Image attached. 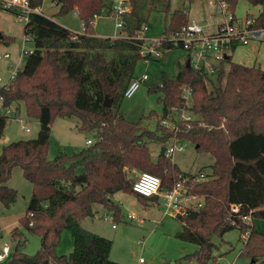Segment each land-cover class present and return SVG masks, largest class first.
<instances>
[{"label":"trees","instance_id":"1","mask_svg":"<svg viewBox=\"0 0 264 264\" xmlns=\"http://www.w3.org/2000/svg\"><path fill=\"white\" fill-rule=\"evenodd\" d=\"M49 1L59 6V16L76 10L84 32L75 33L47 15L32 12L24 32L34 49L26 54L13 83L1 88L4 106L22 102L27 116L40 123L37 137L13 141L0 153V202L9 206L17 199L18 191L8 185L16 166L33 186L27 212L19 223L41 236V249L32 256L34 264H121L111 258L112 240L84 228L81 221L94 215L95 204L113 210L114 218L120 217L121 208L112 197L118 191L136 194L128 167L158 175L162 190L171 189L180 176H191L166 154H160L157 161L152 159L147 141L165 143L175 136L192 141L198 151L215 159L207 180L186 183L190 192L204 197L200 208L179 216L184 229L177 236L199 246L189 257L198 264H218L213 238L234 228L241 233L249 229L240 255L264 264V233L256 226L257 218L264 220V69L234 62L230 56L212 77L188 66L186 59L174 77L163 74L154 90L163 92L159 99L163 116L174 109H187L194 117H173L177 131L164 126L162 118L153 131L143 127L142 119L131 122L113 107L144 59L140 55L142 40L96 36L94 16L107 12L112 0ZM224 1L235 14L239 0ZM246 1L262 7L255 24L264 26V0ZM29 2L37 10L45 0ZM160 2L169 12L170 0H130L126 34L133 37L150 27L149 14ZM2 9L19 14L0 2ZM189 22L188 12L176 9L164 32ZM1 38L13 40L5 34ZM183 86L192 90L189 107L182 99ZM107 96L112 100L109 107L104 104ZM58 117H77L81 130H97L99 138L77 153L61 152L49 158L52 125ZM6 124L7 115L0 112V137ZM136 196L144 203L158 199ZM232 204L241 205L240 214L252 216L251 225L231 212ZM66 229L74 237V249L60 255L56 248ZM13 231L18 242L12 261L28 264L22 260L28 254L21 251L25 236L20 227Z\"/></svg>","mask_w":264,"mask_h":264},{"label":"rangeland","instance_id":"2","mask_svg":"<svg viewBox=\"0 0 264 264\" xmlns=\"http://www.w3.org/2000/svg\"><path fill=\"white\" fill-rule=\"evenodd\" d=\"M42 7L44 14L66 28L74 32H84L82 21L76 15V10L59 16L57 15L59 6L49 0H46ZM259 7L261 6H253L246 0H239L235 14L240 20H244L249 14H257ZM176 9L189 11L191 20H208L209 22L213 19L210 17L211 12L219 11L217 3L212 0H195L193 2L170 0L169 12L160 2L149 14L150 30L148 34L152 37L161 35L166 21L171 18L172 12ZM95 23L97 35L105 37L115 35V21L105 11L100 14ZM24 26V19L20 20L17 14L9 10H0V77L2 80L3 78L6 80L10 75V62L18 64L20 69L23 68L27 58L25 52L34 49L33 41L28 38L29 36L26 37ZM2 34L13 37V40L11 42L2 41ZM187 54L186 49L174 47L165 51L160 58L139 61L135 76L147 73L150 78L141 83L132 97H126L123 94L113 107L127 120L137 122L142 119L143 127L153 131L157 130L159 120L166 116H163L164 107L159 101L163 92L159 89L154 90V87L162 81L163 74L174 77L179 66L186 62ZM230 54L235 62L249 66L257 64L264 69V41H252L247 45L239 44L234 51L231 50ZM14 103L10 107L13 110L7 115V125L0 137V153L5 145L13 141L37 137L40 130L39 120L27 116L24 104L18 102L15 105ZM189 105L191 104L189 103ZM169 114L172 118L180 120H184V117L190 115L194 117V114L187 109L180 111L174 109ZM26 126L30 128L29 132L24 129ZM52 126L48 152L51 159L61 152L77 153L88 145L87 138L96 141L98 137L97 130L91 132L81 130L77 117H58ZM172 140L171 138L165 143L154 140L147 141L153 161H157L159 158L162 147L174 144ZM183 142H185L184 148L171 155L172 161L182 171L193 174L201 172L210 174L214 157L210 153L198 151L196 145L190 140L180 139L175 143L180 145ZM133 169L135 171H132ZM127 170L132 182L136 172L141 171L137 167H128ZM8 185L18 191V196L16 201L9 206H4L0 202V229L2 231L0 244L3 245L4 242H7L11 245L13 257L18 239L12 232L16 227H20V231L26 239L21 251L33 256L41 249V236L28 232L19 223V220L27 212L32 195V183L24 177L22 168L16 166ZM112 199L121 208L119 218H114L113 210L96 204L94 205V215L81 221L88 229L99 232L102 236L113 241L112 260L121 264H137L139 258L143 257L145 264H198L196 259L190 258L189 255L197 251L199 246L177 236L178 232L183 231L184 224L180 219L164 214V205L161 199H157L156 202L148 200L144 203L139 200L136 194L124 191H118ZM129 213H134L136 216L129 217ZM106 214L110 216L108 219L105 218ZM256 224L264 233V220L257 218ZM240 235L241 231L234 228L224 233L223 237L215 236L213 238L216 245L213 254L217 257L218 264H255L252 259L240 255L244 245ZM73 245L74 237L71 231L66 229L61 234L56 251L58 254H69L73 250ZM9 264L15 263L10 261Z\"/></svg>","mask_w":264,"mask_h":264},{"label":"built area","instance_id":"3","mask_svg":"<svg viewBox=\"0 0 264 264\" xmlns=\"http://www.w3.org/2000/svg\"><path fill=\"white\" fill-rule=\"evenodd\" d=\"M220 12L223 15V22L214 31H208L204 24L190 21L186 25L181 26L171 33H163L159 36L152 37L146 33H140L136 36L130 37L125 32L126 17L131 10L130 0H112L110 9L107 10V15L115 21V35L112 38H135L142 40L143 43L140 48V55L144 60L152 58H160L165 51L174 47H181L188 51L187 59L190 61V66L201 72L215 77L220 70L221 62L226 59V55L234 45H247L252 41H264V26H257L255 17H247L244 20H239L237 16L228 8L226 1L216 0ZM5 8L13 9L19 14V19H24L25 23L29 20V15L32 12L43 13L40 9H33L30 6L29 0H0ZM76 15L78 12L76 11ZM100 14L94 16V20ZM30 39V37H28ZM32 51V50H30ZM29 51H26L27 54ZM10 75L5 83L0 77V112L9 113V107L3 105L4 97L1 94V88L8 87L13 83L19 71V65L13 62L9 63ZM149 75L144 73L142 76H134L127 85L124 95L132 97L140 87L141 83L149 79ZM192 90L186 86L182 87V99L185 106L189 107L191 104ZM185 110V109H182ZM184 117V120L190 119ZM179 120V119H178ZM166 127H172L176 131L178 127L172 122L170 114L161 120ZM26 131H30L29 127H24ZM99 137H97L98 139ZM96 139V140H97ZM174 144L166 148V155L171 156L177 150H181L185 146V142L176 144L178 138H172ZM95 140L88 139L87 144L92 145ZM132 171H135L134 169ZM135 179L132 183V188L136 194L145 197H153L159 195L162 197V203L165 207V213L171 216L185 215L190 209H198L203 202L198 200L199 196L190 192L187 189L186 183L190 180L200 182L207 180L210 176L205 172L199 174H192L191 176L183 177L174 184L171 189L162 190L161 178L148 171H139L135 174ZM240 204H232L231 212L237 213L241 219L248 225L252 224V216L250 214H240ZM129 217L134 218V213H129ZM109 218V216H106ZM115 227V224H113ZM1 234V229H0ZM250 234L247 229L241 233V238L245 241ZM12 247L8 243L0 247V264H9L12 261ZM137 264H145V259L140 257Z\"/></svg>","mask_w":264,"mask_h":264},{"label":"crops","instance_id":"4","mask_svg":"<svg viewBox=\"0 0 264 264\" xmlns=\"http://www.w3.org/2000/svg\"><path fill=\"white\" fill-rule=\"evenodd\" d=\"M46 1V0H45ZM202 1H205V0H202ZM212 1H214L215 3H217V1L216 0H212ZM211 2V1H210ZM55 4V3H54ZM217 5H218V3H217ZM218 7H219V5H218ZM261 10H262V7H259V12L257 13V14H249V16H247V17H256V16H258V14L261 12ZM41 11L43 12L42 14H44V10H43V7L41 8ZM187 11V10H186ZM188 12V14H189V16H190V12L189 11H187ZM106 13V12H105ZM216 14H218V15H216ZM44 15H46V14H44ZM48 16V15H47ZM109 16V15H108ZM98 17H100V15L98 16ZM98 17H96V19L98 18ZM211 18H213L210 22L208 21V20H200V21H198V20H191V18H190V21H193V22H198V23H201V24H204L205 26H206V28H207V30L208 31H214V30H216L217 29V27L223 22V15H222V13L220 12V8H219V11H217L216 13H214L213 11L211 12V16H210ZM246 17V18H247ZM238 18V17H237ZM96 19L94 20V26H95V28H96ZM239 19V18H238ZM240 20V19H239ZM241 21V20H240ZM83 24V23H82ZM213 26H215V27H213ZM65 27V26H64ZM149 30H150V27H148V28H146L144 31H143V33H146V34H148L149 33ZM164 30H165V26H164V28H163V32H162V34L163 33H165L164 32ZM73 31V30H72ZM75 32H78V33H82L83 31H75ZM149 35V34H148ZM96 36H98V37H104L105 38V36H102V35H97L96 34ZM27 37V36H26ZM112 37H114V35L112 36ZM236 47H237V45H236ZM33 50V49H32ZM232 51H234L235 49H231ZM231 50L228 52V54L226 55V57L227 58H229L230 56L232 57V55L230 54L231 53ZM26 55V54H25ZM226 58V59H227ZM187 61H188V59H187ZM235 62V61H234ZM242 64H244V63H242ZM255 64H256V61H255ZM247 65V64H246ZM257 65V64H256ZM9 78V76L6 78V80H4V78H3V82L2 83H5L6 81H7V79ZM21 103V102H20ZM15 105H17L16 104V102L14 103ZM11 105H13V103L11 104ZM11 105H10V107H11ZM9 107V112H11V110H13V109H11ZM19 107V106H18ZM17 107V108H18ZM7 115H8V113H7ZM7 125V124H6ZM6 128V127H5ZM52 128H53V126H52ZM88 139H91V138H87V140ZM87 140H86V143H87ZM178 140H180V139H178ZM87 146H89V145H87ZM87 146H85V147H87ZM170 146V145H169ZM166 148L168 147V146H165ZM163 148V147H162ZM162 148H161V151H162ZM165 154H166V152H165ZM168 157H172V156H168ZM172 159V158H171ZM214 161H215V159H214ZM183 172H185V171H183ZM186 173H189V172H186ZM190 174H193V173H190ZM164 191V190H163ZM157 197H158V199H161L162 200V197L161 196H159V195H156ZM199 196V198H198V200H200L201 202H203L204 203V197L203 196H201V195H198ZM114 197V196H113ZM113 200V199H112ZM96 205V204H95ZM102 205V204H101ZM203 205V204H202ZM200 208V207H199ZM164 214H166L165 213V207H164ZM167 215V214H166ZM169 215V214H168ZM106 216H109L108 214H106L105 215V218H106ZM179 216H183V215H179ZM179 216H174L175 218H178L179 219ZM110 217V216H109ZM106 219H108V218H106ZM84 222H81V225L84 227V228H86V229H88L86 226H84V224H83ZM256 226H257V224H256ZM258 228V227H257ZM259 229V228H258ZM88 230H90V231H92L91 229H88ZM260 230V229H259ZM92 232H95V231H92ZM1 233H2V231H1ZM95 233H97V234H99V235H102L101 233H99V232H95ZM1 235V234H0ZM241 240H242V242H243V244H244V240L241 238ZM113 242V241H112ZM5 243H7V242H4V244ZM2 245L0 244V247H1ZM113 246V245H112ZM73 249H74V245H73ZM73 251V250H72ZM71 251V252H72ZM70 252V253H71ZM241 252V251H240ZM63 254H65V253H63ZM60 255H62V254H60ZM29 256V255H28ZM30 257H32V256H30Z\"/></svg>","mask_w":264,"mask_h":264},{"label":"water","instance_id":"5","mask_svg":"<svg viewBox=\"0 0 264 264\" xmlns=\"http://www.w3.org/2000/svg\"><path fill=\"white\" fill-rule=\"evenodd\" d=\"M187 65L190 66V61L189 60L187 61ZM111 102H112V100L107 96L106 99H105L104 104H105V106L109 107L111 105ZM165 152H166V147L164 146L162 148L161 154H165ZM22 260L24 262L28 263V264H34L35 263V260L33 259V257H30V256H26V257L22 258Z\"/></svg>","mask_w":264,"mask_h":264}]
</instances>
